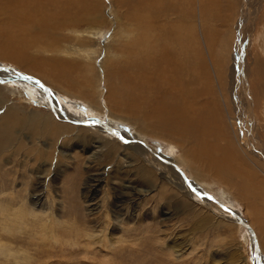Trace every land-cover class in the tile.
Wrapping results in <instances>:
<instances>
[{
  "label": "rangeland",
  "instance_id": "rangeland-1",
  "mask_svg": "<svg viewBox=\"0 0 264 264\" xmlns=\"http://www.w3.org/2000/svg\"><path fill=\"white\" fill-rule=\"evenodd\" d=\"M154 1L161 2L60 0L79 16L75 22L67 17L60 29L39 23L27 8L11 9L0 1V46L15 31L36 46L32 55L52 62L44 79L0 58L1 95L9 104L55 118L56 106L61 107L70 114L56 118L61 125L86 130L85 137L61 149L67 157L59 165L45 160L41 166L21 146L7 153L0 167V199L6 204L16 195L28 214L4 220L0 213V225L4 220L7 227H0V264H264V0H190L195 41L189 54L195 52L198 61L196 50L203 51L202 74L219 91L217 98L209 91L208 99H189L199 119L196 139L202 125L214 131L209 118L219 117L220 110L227 138L219 134L218 145L228 150L215 155L240 154L232 160L234 169L220 167L223 176L195 171L186 162L189 128L173 137L158 135L119 110L136 92L131 47L158 40L161 49L159 38L166 43L167 30L181 29V21L166 20L151 28ZM163 1L175 8V3L177 8L188 4ZM46 45L49 52H37ZM213 64L223 71L219 82ZM196 74L192 71L194 80ZM29 81L49 87L55 105L30 94ZM249 133L261 151L245 143L242 148ZM134 138H141V149ZM192 138L191 150L197 148Z\"/></svg>",
  "mask_w": 264,
  "mask_h": 264
},
{
  "label": "bare ground",
  "instance_id": "bare-ground-1",
  "mask_svg": "<svg viewBox=\"0 0 264 264\" xmlns=\"http://www.w3.org/2000/svg\"><path fill=\"white\" fill-rule=\"evenodd\" d=\"M0 1L7 3V6L11 9H15L14 7L16 6L23 7V10L27 8L32 14L35 15V18L39 23H42L43 25L52 24V26L56 29H60L61 23L64 22L67 17L72 19L70 20L71 22H75L79 17L74 6L68 3V5L71 6L63 8L60 0ZM160 1L161 2L154 1L155 5L151 4V28H160V22L166 20L175 22L181 21V29L177 30L174 27H171L170 30H167L165 37L167 42L165 43L161 38H159V40L164 44L161 49L160 46H157L158 40L157 45L155 41H141V44L138 42L137 45H133L131 47L132 55L130 67L133 70V79L137 85L135 90L136 92L133 93L132 96H129V101H122L123 103L119 104V110L122 111L127 118H134L137 121L140 120V122H142L144 125H148L150 128H152V131L158 135L160 134L167 137H173L176 136L175 132L177 130L189 128L191 133L188 135V138L186 139L188 141L184 145V148H186L184 155L185 157H188L185 158L186 162L191 164L195 171L204 170L205 173H209L212 176H223L220 174V172L223 171L220 170V167L225 166L230 169H234L232 160L239 159L240 154L238 151H233V159L232 157L219 158L217 155H215L220 148L228 150L227 145L224 147H220L218 145L219 134L223 133L224 137L227 138L226 134L223 132L225 122L223 120L221 121L220 119V117H223L220 110L219 117H216V119L212 117L209 118V123L213 125V128H211L214 129V131L208 130V128H204L202 125V129H198L201 132V137L196 139V136L198 135L196 134V125L194 122L198 121V118L200 117H197L198 120H196V118L194 119L193 114L191 113L192 110L190 109L192 106H194V104L192 103L193 105H191L189 99L197 96H203L207 98L206 94L209 91L213 93V97L217 98L219 91L217 92V89L210 86L209 79L202 74V60L204 57L203 51L201 50L199 52L196 50V53H200L197 59L198 61H196L197 57H194L193 55L195 52L189 54L191 40L195 41V37H193L192 34V29L190 28V0H187L188 4L186 7L183 6L181 8H177V3H175V8L172 1ZM7 6H2V9H9ZM158 6L160 7V10ZM155 13L157 16H153ZM22 15L20 16V22H22ZM175 35H178V39L175 37ZM255 40H257V38H255ZM174 44H176L178 48H176ZM33 47L36 46L31 45L28 41L22 40L20 36L17 37L15 31L10 32V35L7 37V41L0 46V58L4 60H10V62L12 61L17 65H20L21 69H24V71L37 73L39 76H44V79L45 77L48 78L49 69L52 67V62L51 60L44 59L41 55H32L30 49ZM49 49L50 47L46 45L45 49L38 48L37 52H49ZM257 60H260V58L257 57L255 61L258 67L261 64L260 61ZM217 64L219 63L217 62ZM213 65L215 68V76H217V80L219 82L222 79L223 71H219V69L217 70L215 64ZM192 71H196V73H198L196 74L197 78L195 80L193 78L194 75L192 76ZM253 72L255 71L253 70ZM254 76H256V74ZM262 76L264 78V72H262ZM17 78L20 77L17 76ZM20 80L24 81L25 79L20 78ZM47 80L50 81L49 79ZM24 82H26V80ZM194 84H201V87H192ZM219 84L220 90H222V86L224 84ZM26 87L33 96L55 105L54 102L56 99L54 101L51 100V98H54L53 94L50 88L45 84L29 81ZM204 90H207V92L205 93ZM35 93L38 95L36 96ZM140 93H142L143 96H140ZM1 106H3V108H0V167L1 165H6L8 161L7 153L17 146L24 147L25 153L35 154L36 160L42 161L41 166L44 165L45 160L50 162L56 161L55 164L58 165L62 164L65 157L67 156L65 150L61 149L67 147L68 144L72 143L73 141L79 139L81 140V138L85 137L86 130H84L82 127H78L76 130H74V127L73 129L61 125L63 122L57 119L62 118V120H64L63 118L67 119L70 116V114L65 113L61 107L56 106V108L59 110V113L56 112V119L54 115L45 114L38 109L26 110L19 106H15L14 104L7 103V100H5L1 95L0 90V107ZM248 107L250 106L248 105ZM203 109H205V107H203ZM194 111L195 110H193V113ZM196 116L197 115H195V117ZM248 124L249 125L247 129L253 131L254 128L251 129L249 121ZM255 129L257 128L255 127ZM29 132L32 133L31 139H29L27 136ZM182 134L183 133H181V135ZM63 136L64 138H62ZM191 136H193L192 140L195 147L197 146V148L193 150H191V147L189 146L192 144V141L189 139ZM253 136V133L252 136L250 133L248 135H244L242 148L245 143L247 148H252L256 151L259 145L257 141L251 139ZM209 137H214L217 139V142H212ZM132 140L134 141V144L141 149L140 144H142V142L139 144L141 138H134ZM42 146L44 148H42ZM139 148L137 149L140 150ZM194 150H196L195 154L193 153ZM112 152L113 147L111 146V148L105 153L106 155H111ZM251 154L255 153L253 152ZM225 167H223V169H225ZM223 180L225 179L223 178ZM17 198L14 194L10 195V201L9 203H6L7 205L2 204L4 202L3 200L5 199H0V213L4 220H7V217H25V215L28 214V209L25 206H22L21 204L18 205L19 203ZM37 204L39 205V203ZM4 207L6 209H4ZM4 220L1 222L0 227L5 229L7 227L6 221Z\"/></svg>",
  "mask_w": 264,
  "mask_h": 264
},
{
  "label": "water",
  "instance_id": "water-1",
  "mask_svg": "<svg viewBox=\"0 0 264 264\" xmlns=\"http://www.w3.org/2000/svg\"><path fill=\"white\" fill-rule=\"evenodd\" d=\"M236 63H237V61H236Z\"/></svg>",
  "mask_w": 264,
  "mask_h": 264
}]
</instances>
